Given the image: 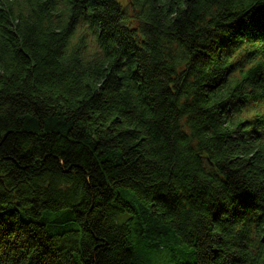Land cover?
<instances>
[{"label": "trees", "instance_id": "1", "mask_svg": "<svg viewBox=\"0 0 264 264\" xmlns=\"http://www.w3.org/2000/svg\"><path fill=\"white\" fill-rule=\"evenodd\" d=\"M0 264H264V0H0Z\"/></svg>", "mask_w": 264, "mask_h": 264}]
</instances>
